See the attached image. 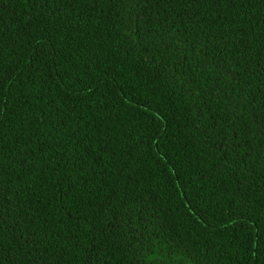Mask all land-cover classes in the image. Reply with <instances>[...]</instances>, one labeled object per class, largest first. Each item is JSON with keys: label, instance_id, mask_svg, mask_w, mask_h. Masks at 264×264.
<instances>
[{"label": "trees", "instance_id": "1", "mask_svg": "<svg viewBox=\"0 0 264 264\" xmlns=\"http://www.w3.org/2000/svg\"><path fill=\"white\" fill-rule=\"evenodd\" d=\"M0 264H264V0H0Z\"/></svg>", "mask_w": 264, "mask_h": 264}]
</instances>
